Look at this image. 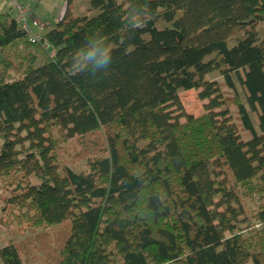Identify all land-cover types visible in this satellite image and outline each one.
<instances>
[{"label":"trees","instance_id":"16d2710c","mask_svg":"<svg viewBox=\"0 0 264 264\" xmlns=\"http://www.w3.org/2000/svg\"><path fill=\"white\" fill-rule=\"evenodd\" d=\"M87 7L34 45L0 13V216L65 225L46 264H264V0Z\"/></svg>","mask_w":264,"mask_h":264},{"label":"rangeland","instance_id":"374dc122","mask_svg":"<svg viewBox=\"0 0 264 264\" xmlns=\"http://www.w3.org/2000/svg\"><path fill=\"white\" fill-rule=\"evenodd\" d=\"M89 0H20L25 5L26 23L31 36L41 35L40 30H52L63 18L64 12L69 8L74 15L85 12ZM121 1V0H117ZM2 2V0H0ZM24 2H26L24 4ZM14 17L15 13L10 12ZM264 31V25L260 26L258 32ZM260 34V33H259ZM264 36V32L261 33ZM260 34L261 37H263ZM1 60V58H0ZM207 80H213L221 86L222 93L230 97V92L222 88V79L217 73L210 75ZM195 92L181 93V103L184 105L186 114L197 117L202 111V105L196 100ZM230 113L235 117V109L230 108ZM29 127L33 126L32 120L27 121ZM237 124V121H236ZM238 128L239 125L237 124ZM240 129V128H239ZM0 184V188H1ZM2 197L0 192V207ZM85 207L89 205L87 196L82 197ZM24 209V208H23ZM29 217V216H28ZM0 249L10 241L17 244L23 254L22 259L27 264H46L52 256H55L58 242L65 233V225L45 227L29 222L26 214L9 209L6 214L0 216Z\"/></svg>","mask_w":264,"mask_h":264},{"label":"built area","instance_id":"2783aa9c","mask_svg":"<svg viewBox=\"0 0 264 264\" xmlns=\"http://www.w3.org/2000/svg\"><path fill=\"white\" fill-rule=\"evenodd\" d=\"M4 7L15 13V21L20 25V28L28 34L30 44L34 45L39 43L36 36H31L28 27L25 24V11L17 3V0H2ZM47 46L43 45V49L47 50Z\"/></svg>","mask_w":264,"mask_h":264},{"label":"crops","instance_id":"0c3cea01","mask_svg":"<svg viewBox=\"0 0 264 264\" xmlns=\"http://www.w3.org/2000/svg\"><path fill=\"white\" fill-rule=\"evenodd\" d=\"M26 2H24V4H25ZM6 11V8L4 7V5H3V3L2 2H0V13H3V12H5ZM47 31H50V29L49 30H40L39 32H43V33H45V32H47Z\"/></svg>","mask_w":264,"mask_h":264}]
</instances>
